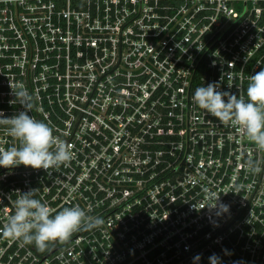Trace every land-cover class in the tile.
Here are the masks:
<instances>
[{"label": "built area", "instance_id": "2783aa9c", "mask_svg": "<svg viewBox=\"0 0 264 264\" xmlns=\"http://www.w3.org/2000/svg\"><path fill=\"white\" fill-rule=\"evenodd\" d=\"M262 68L264 0H0V111H23V83L74 154L0 167V228L30 189L104 221L43 251L0 235V264H264V151L193 100L213 82L246 98ZM205 190L229 211L195 210Z\"/></svg>", "mask_w": 264, "mask_h": 264}, {"label": "clouds", "instance_id": "9594fccd", "mask_svg": "<svg viewBox=\"0 0 264 264\" xmlns=\"http://www.w3.org/2000/svg\"><path fill=\"white\" fill-rule=\"evenodd\" d=\"M248 79L246 98L221 91L219 84L213 82L197 87L193 100L200 109L222 124L240 128L251 143L264 151V68ZM9 87L15 97L10 103L20 104L23 111L10 117L0 111V126L17 142L10 147L0 146V167L12 169L23 165L48 172L68 165L74 155L71 145L56 136L47 123L29 114L35 102L32 93L23 83H10ZM247 167L250 173L261 171L252 160L248 161ZM36 191L37 189L26 192L17 190L19 195L13 201V211L0 228V235L25 245H35L38 250L43 251L50 243L65 242L76 232L92 230L104 223L102 217L90 216L78 205L64 207L53 214L46 203L36 198ZM205 198L208 203L203 207H192L197 211L207 207L210 211L216 210L217 215L229 211V205L220 201V194L205 190ZM200 259V255H196L194 262ZM209 261L210 264H222L221 257L216 254L211 255Z\"/></svg>", "mask_w": 264, "mask_h": 264}, {"label": "trees", "instance_id": "16d2710c", "mask_svg": "<svg viewBox=\"0 0 264 264\" xmlns=\"http://www.w3.org/2000/svg\"><path fill=\"white\" fill-rule=\"evenodd\" d=\"M38 250V249H37Z\"/></svg>", "mask_w": 264, "mask_h": 264}]
</instances>
